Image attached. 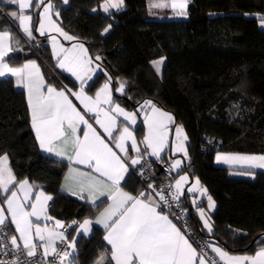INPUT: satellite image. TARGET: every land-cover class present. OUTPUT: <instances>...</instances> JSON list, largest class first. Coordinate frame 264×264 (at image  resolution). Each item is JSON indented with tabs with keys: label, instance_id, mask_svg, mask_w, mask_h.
I'll return each mask as SVG.
<instances>
[{
	"label": "trees",
	"instance_id": "1",
	"mask_svg": "<svg viewBox=\"0 0 264 264\" xmlns=\"http://www.w3.org/2000/svg\"><path fill=\"white\" fill-rule=\"evenodd\" d=\"M50 1L59 12L60 26L103 67L88 90L108 79L107 74L115 101L124 108L138 112L144 101L151 100L183 127L188 161L177 173L172 171L170 179L182 171L197 177L215 203L209 233L186 194L180 197L196 235L233 253H252L262 246L257 241L264 237V170L237 176L213 159L216 152L264 154V28L259 19L264 16V0H189L187 16L163 19L148 16L146 0H124L122 10L109 13L101 9L104 0ZM0 10V29L11 32L12 47L17 49L7 61L17 66L35 59L48 82L75 87L52 59L47 35L27 38L10 15L15 8L0 2ZM39 10L32 7L34 24ZM157 60L163 61L160 72L153 66ZM119 79L125 85L122 93L115 91ZM136 129L139 142L141 121ZM139 145L143 152L145 146ZM5 154L18 181L37 183L52 196L51 216L77 223L94 217L102 206L60 189L64 164L39 151L24 92L11 78L0 79V155ZM144 159L159 175L160 163ZM160 160L167 162V156ZM140 169L141 165L129 171L121 184L124 189L135 194L147 191ZM205 200L198 206H205ZM6 229L11 234L10 227ZM75 247L77 264H93L108 249L96 227L87 237L79 235Z\"/></svg>",
	"mask_w": 264,
	"mask_h": 264
},
{
	"label": "snow or ice",
	"instance_id": "2",
	"mask_svg": "<svg viewBox=\"0 0 264 264\" xmlns=\"http://www.w3.org/2000/svg\"><path fill=\"white\" fill-rule=\"evenodd\" d=\"M6 2L18 6V10H12L10 15L19 21L20 28L29 38H34L35 28L41 35L46 31H55L65 39H74L52 19L54 5L50 0L47 3L46 0ZM188 2L189 0H149V8H170L178 16H187ZM64 3L67 4L68 0H64ZM123 3L124 0H105L101 7L107 13L109 9H120ZM41 6L43 11L38 13L36 27L32 15L26 14L25 10L30 7L40 9ZM55 15L59 16V12H55ZM259 19L264 25V16ZM104 31L107 32L108 28ZM51 40L59 67L81 81L80 90L70 94L80 102L83 111L69 99L66 90H58L45 83L35 61L12 66L5 59L10 52L17 50L12 47L13 36L8 30L0 31V77H15L17 85L27 89L31 126L40 148L69 161L65 191L80 199H90L93 205H96L100 197H106L110 201L95 220L96 224L103 225L106 230L104 239L110 245V249L101 254L96 264H264V246L254 255H230L221 247L206 241L203 245L199 244L184 224L178 226L173 222L170 217L179 221L185 214L182 211L180 215H176L171 209L173 202L176 207H180V196L183 195V185L188 182V176L181 175L174 185L170 183L167 186V190L163 187L157 189L153 184L147 186L151 191H141L138 195L123 190L121 181L129 168L140 165L145 156L161 159V153L168 146L169 125L174 123V118L157 108L151 100L144 101L140 110L144 112L143 123L147 132L138 142L134 135L137 129L133 128L137 123V114L126 112L113 100L111 78L96 92L95 97L85 93L84 86L86 80L91 79L89 73L93 69L89 67L92 61L87 57V50L83 45L77 43L71 49L60 45L58 50L57 38L51 36ZM96 59L99 60L100 57L97 56ZM162 62H153L157 72L160 71ZM124 86L121 82L116 90L123 92ZM86 114H94L89 119L94 120L102 132L86 119ZM121 116L123 121L119 122L118 127V118ZM117 131L118 135H114ZM175 135V151L183 152L186 156L184 141L187 136L182 126L176 127ZM128 141H131V149L136 154L134 157L129 155ZM138 143L145 146L143 152ZM217 160L247 168H264V155H218ZM73 164L84 165L88 171L72 167ZM180 164V160L173 161L170 170L178 169ZM197 185L199 180L188 188V192L197 191ZM34 187L27 179L18 181L9 166L8 156L0 155V256H7L9 252L15 256L10 261L0 259V264H24L18 254L23 251L27 258H34L39 249H42L43 260L28 259L27 264H74L75 240L68 241L65 236L66 226L60 220H55L49 227L48 222L54 219L48 215V201L52 200V196L43 191L34 193ZM199 191L201 195L207 193L206 189L201 188ZM207 200L208 208L212 209V197L208 195ZM192 202L197 205L195 199ZM197 210L204 227L211 233L213 229L210 217L205 218L203 207L197 205ZM9 223L15 226L14 234H10V230L5 231ZM92 223V220L85 219L79 224V229L88 233ZM58 242L64 248H59ZM194 243L197 247L193 246ZM257 243L264 245V237ZM205 247L211 248L219 259L210 257ZM48 257L52 259L49 260Z\"/></svg>",
	"mask_w": 264,
	"mask_h": 264
},
{
	"label": "crops",
	"instance_id": "3",
	"mask_svg": "<svg viewBox=\"0 0 264 264\" xmlns=\"http://www.w3.org/2000/svg\"><path fill=\"white\" fill-rule=\"evenodd\" d=\"M0 2H1V3L8 4V3L6 2V0H0ZM47 2H48V0H46V3H47ZM50 2H51V1H50ZM104 2H105V0L103 1V4H104ZM154 2H156V0H154ZM51 3H52V2H51ZM62 3L64 4V0H62ZM52 4H53V3H52ZM8 5H11V4H8ZM11 6H13V7L15 8V10H18V6H17V5H11ZM123 8H124V3H123V6H122L120 9H109V12H118V11L122 10ZM101 9H102V11L104 12V10H103L102 7H101ZM31 10H32V7L26 9L25 12H26V14H30V15H32V17H33V23H34V16H33V13L31 12ZM146 10H147V14H148V16H149L150 18H152V19H163V18H171V17L178 16V15H176V14H175L170 8H164V9H160V8H151V9H150V8H149V0H146ZM42 11H43V6H41L39 12H42ZM39 12H38V13H39ZM55 12H56V11L54 10L53 15H52V19H53L54 21H56V23L60 26V24L58 23V21H57V19H56ZM109 12H107V13H109ZM14 20L16 21L19 30L24 34V36H26L27 38H29V37H28V36L22 31V29L20 28V26H19V21L16 20L15 18H14ZM260 23H261V22H260ZM35 25H36V27H38V19L36 20V24H35ZM60 27H61V26H60ZM61 28H62V27H61ZM5 30H7V29H0V31H5ZM63 30H64V29H63ZM64 32H66V31L64 30ZM35 33L38 34V35H41L38 31L35 30V28H33V36H34ZM66 33H68V32H66ZM44 35H47V38H48V44H49L48 46H49L50 54H51L52 59L54 60V62H55V64H56V66H57L61 71H63L66 75H68L72 80H74V82L76 83V86H75V87H68V86H64V85H60V84H55L54 82H48L47 79H46L45 76H44V73H43V71H42V69H41V66H40L39 62H38L37 60H35V59L26 60V61H24L22 64L27 63V62H30V61H35V63H36V64L39 66V68H40V72H41V74L43 75V78H44V80H45V83H46V84H51L53 87L57 88L58 90H66V94L69 95V99H71V100L73 101V103H74L75 105H77L78 109H80L81 111H83V106L80 105V102H79L74 96H72V95L70 94L71 92H78V91L80 90V84H81V81L77 80L76 77L73 76V75H72L70 72H68L66 69L59 67V64H58L57 58H56V56H54V54H53V45H52L51 36H55V37L57 38V41L59 42V43H58V46H57V47H58V50H59V46H60V45H62L63 48H65V49H71L72 46H73L74 44L79 43V44H82L83 47H84V49L87 50L86 46H85L83 43H80V42L75 41L74 39H72V40L65 39L64 36L60 35L59 33L55 32V31H46ZM68 35H69V36H72V35L69 34V33H68ZM72 37H73V36H72ZM76 51H79V50H76ZM10 53H11V52H10ZM10 53H9V54H10ZM87 57L91 59V57L89 56L88 50H87ZM6 58H7V57H6ZM6 58H5V59H6ZM6 60H7V59H6ZM91 61H92V63H91V65H90L89 67H90L91 69H93V71H91V72L89 73V75H91V79H90V80H86V83H85V86H84V91H85V93H86L87 95L92 96V97H95L96 92H98V91L103 87V85H104L106 82L109 81V76L105 73L106 76L108 77V79L104 80L99 86H97V87L94 88L93 90H88V85H89L90 81L93 79V77H94L98 72H100L101 70H103V67H102L97 61H94V60H92V59H91ZM22 64H20V65H22ZM20 65H17V66H20ZM2 78H11V79L13 80L15 87H16L17 89H20V90H22V91L24 92V95H25V98H26V102H27V105H28V92H27V89H26L25 87H23L22 85H17V83H16V78H15V77H12V76L8 75V76H6V77H0V79H2ZM118 85H119V82H118ZM118 87H119V86H116V87H115V91L118 92V93H122V92H119V91L116 90ZM124 87H125V86H124ZM110 88H111V91H112V98H113V100L115 101V98H114V88H113L112 81H111V84H110ZM123 90H124V89H123ZM115 102L118 103L117 101H115ZM143 103H144V102H143ZM143 103H142V104H143ZM118 104H119V103H118ZM119 105H120V107L124 108L121 104H119ZM105 107H107V106H105ZM157 108H158V107H157ZM159 109H160V108H159ZM124 110H125L126 112H133V113H136V114H137V123H136V125L133 126V128L136 129L137 126H138V124H139V122L141 121V122H142V125H143V136H144V135L146 134V132H147V127H146V125L143 123V120H144V112H142L141 110L138 111V112H135V111H132V110H128V109H126V108H124ZM160 110H162V109H160ZM162 111L167 112V111H165V110H162ZM28 112H29V117H30V127H31V130H32V132H33V134H34V137H35V139H36L35 131L33 130L32 126H31V112H30L29 106H28ZM167 113H169V112H167ZM169 114H170V113H169ZM93 115H94V114H86V119H89V118H90L91 116H93ZM170 115H171V114H170ZM171 116H172V115H171ZM122 121H123V117L121 116V117L118 118V127L120 126V123H119V122H122ZM89 122L92 123L93 126L96 127L98 131H101V132H102V129H99V126L95 124V121H94V120L89 119ZM175 125H176V122L170 124V125H169V128L172 129L173 127H175ZM81 127H83V126H81ZM171 132H172V130L170 131V133H171ZM81 135H82V133H81ZM114 135H118V131H117L116 133H114ZM134 135H135V137H136V133H135V131H134ZM136 139H137V141H138V138H137V137H136ZM170 139H171V136H170V138L168 139V146H167V147L164 149V151L161 153V157H162V155H166V156H167V163L169 164V166L172 165V163H173V162L171 161V158H173V157H172L171 152H170ZM36 143H37L38 149H39V151H40L41 153H43V154H45V155H47V156H49V157L55 159L56 161H58V162L64 164V171H63V176H62V180H61V183H60V189H61L63 192H65V193L71 195L69 192L65 191V187H64V186H65V183H66L65 178L68 176V173H69V161L67 160V158H65V157H61V156H58V155H56L55 153H50V152H46V151H44L43 149L40 148V146H39V142H38L37 139H36ZM110 146H113V148H114V145L110 144ZM138 146H139V148L141 149L139 143H138ZM127 147H128V149H129V155H131V156L134 157L136 154H135V152L131 149V141H128V142H127ZM114 150L117 151V152L119 153V150H118V149H115V148H114ZM148 151H150V150H148ZM141 152H142V149H141ZM218 155L223 156V155H264V154L237 153V152H216L215 155H214V159H213V162H214L215 165H217V166H224V167L230 168V169L233 170V174H234V175H237V176H245V177H248V176H251V175L249 174V171H251V170H264V168H247L246 166H242V165H240V164H228V163H225L223 160L218 161V160H217V156H218ZM147 157H148V158H151V159H154V160H157V161L160 160V159H157L156 157H152V156H145L144 158H147ZM176 157H177V156H176ZM181 160H182V165L180 164L181 167L179 168V170H181V169L184 167L185 163H187V161H188L187 156L183 157ZM9 166H10V163H9ZM138 166H139V165L135 166V168H137ZM10 167H11V166H10ZM72 167L79 168V169H81V170H83V171H88V169H87L84 165H76V164H73ZM170 167H171V166H170ZM135 168H129L128 172L125 173V175H124V179H125L126 176L128 175L129 171L132 170V169H135ZM179 170H177L176 173H177ZM12 171H13V170H12ZM172 171H174V170H172ZM184 172H185V171H182L181 173H179L178 175H176V176L174 177V179L177 178V177H180L181 175H183L182 173H184ZM189 177H190V175H189ZM190 178H191V182H192V181H193V180H192L193 177H190ZM23 180H24V179H23ZM28 181H29V180H28ZM122 182H123V180L121 181V184H122ZM29 183L35 186L34 189H33V192H34V193L37 192V191H43L46 195H50V194H48L47 192L44 191V189L42 188L41 185H39V184H37V183L30 182V181H29ZM121 187H122V185H121ZM122 188H123V187H122ZM201 188L204 189V187H201ZM123 190L126 191V192H128V193H130V194H132V195H138V194H139V193H136V194H135V193H132V192H130V191L124 189V188H123ZM186 190H187V189L184 190L183 195L186 194L187 198H188L189 201H190V197H191V195H190L189 192L187 193ZM85 195H86V194H85ZM194 195H196V194H194ZM50 196H51V195H50ZM71 196H73V195H71ZM74 197L80 199L78 196H74ZM204 197H205V199H206V200H205V206H206V204H207V202H208V200H207V194H206V195H202V197H201L200 199H196V202L198 201V203H199L200 200H201L202 198H204ZM80 200H82V201H84V202H86V203H89V204H92V205H93V203L91 202L90 199H80ZM101 200H103V201H105V202H104V203H101V202H100ZM50 201H51V200H50ZM50 201H48V209H49V203H50ZM98 203H101L102 206L100 207L99 211L97 212V214H96L94 217H92V218H91V217H85V218L79 220L77 223H73V222H72V223H67V222H65L64 220L60 219V218H56V217L51 216V215L49 214V212H48V215H50L51 217L54 218L52 221H49V222H48L49 227H51V226L54 224V221H55V220H60V221L66 226V228H68V231H65V236L67 237L68 241L75 240V242H76V239H77V237H78L79 235H84V236L87 237V236H89V235L92 233V230H93L94 227L99 228L100 230H102V239H103V241H104V243H105V246L108 247V249H110V245H108L107 241L104 239V236L106 235V230L104 229L103 225H101V224H96V223H95V220H96V218L98 217L99 213H100L101 211H103V209L106 208V207L108 206V203H110V201H107V198H106V197H100V199L96 201V204H98ZM189 203H190L191 206L193 207V202L190 201ZM214 204H215V203H214ZM5 207H6V206H5ZM199 207H202V206H199ZM214 208H215V206H214ZM213 210H214V209L212 208V211H213ZM193 211H194V213L197 214L198 219H199V221L201 222V225H202V227H203V224H202V221H201V218H200L199 212H198V210H197V207H196V208L193 207ZM212 211H210V213H211ZM85 219H89V220H92V221H93V223L90 225V231H89L88 233H84L82 230L79 229V224L82 223ZM41 222L43 223V221H41ZM68 225H71V226L68 227ZM8 226H9L10 229H11V234H14V233H15V226H14V225H11L10 223H9ZM71 228H73L72 231H71ZM203 229H204L205 231L208 232V230H207L206 228L203 227ZM59 230L63 231L64 229H59ZM16 235H18V234H16ZM207 243L212 244V245H214V246H219V245H217L216 243L211 242V241H210V242H207ZM193 246L196 247L194 244H193ZM262 246H264V245H262ZM219 247H220V246H219ZM260 247H261V246H260ZM260 247H258V248H257L254 252H252V253H251V252H239V253H233V252H229V251L223 249L222 247H221V248H222L224 251H227L230 255H254L255 252H256ZM209 250L211 251V248H209ZM38 251L42 252V249H39ZM68 251L71 252L72 249H68ZM75 252H76V247H75V251H74V253H73V256H74ZM211 252H212V251H211ZM101 254H103V253L101 252ZM101 254L96 258V260L94 261L93 264H96V261H97V259L101 256ZM212 254L216 256L215 253L212 252ZM216 257H217V256H216ZM217 258H218V257H217ZM218 259H219V258H218ZM221 263H222V262H221ZM113 264H114V262H113Z\"/></svg>",
	"mask_w": 264,
	"mask_h": 264
},
{
	"label": "built area",
	"instance_id": "4",
	"mask_svg": "<svg viewBox=\"0 0 264 264\" xmlns=\"http://www.w3.org/2000/svg\"><path fill=\"white\" fill-rule=\"evenodd\" d=\"M158 162L160 163V170H159L160 174L159 175H156L154 169L151 166L150 161L143 159L142 163L140 164L141 169H143L142 180L144 182V188L147 191H151V189H149L147 187L149 184H153L157 189L163 187V188H165V190H167V186L170 183L173 184V180L170 179V177L172 175V170H170L171 167L169 166V164L166 161H162V160H158ZM179 204H180V207H176L175 203L173 202V207L171 209L172 213H174L176 215H180L181 212L183 211L185 214L181 216L179 221H177L174 217H170V218H173V222L177 223L178 226H180L181 224H184L187 231L196 237V240L199 242V244L203 245L205 243V241L200 239L196 235L194 230L189 226L186 209L182 207V203L180 202V200H179ZM165 211H167V209H165ZM183 230H184V228H182V231ZM5 231L8 232V230L6 228H5ZM66 231H68V228H66ZM5 239L7 240L8 237H5ZM194 245H196V247H197L196 243H194ZM58 247L64 248V245L59 244V242H58ZM198 251H199V248H198ZM205 251L208 253V255L210 257H216L215 255L212 254V252L209 250V248L205 247ZM41 253L42 252L38 251L37 256L34 258H27L24 255L23 251H21L18 255H19L20 260L24 261V264H27L28 259H34L37 261H42L43 258L41 256ZM14 258H15V256L11 252H9V255H7V256H0V259H4L5 261H10L11 259H14ZM47 259L51 260L52 258L48 257ZM216 259L218 260L217 257H216ZM74 264H77V263H74ZM220 264H222V263L220 262Z\"/></svg>",
	"mask_w": 264,
	"mask_h": 264
},
{
	"label": "rangeland",
	"instance_id": "5",
	"mask_svg": "<svg viewBox=\"0 0 264 264\" xmlns=\"http://www.w3.org/2000/svg\"><path fill=\"white\" fill-rule=\"evenodd\" d=\"M261 22V21H260ZM260 28H264L263 26L264 25H262L261 23H260ZM157 61H159V60H157ZM160 69H161V66H160ZM160 72V71H159ZM118 82H119V85H120V83L121 82H123L124 83V81L122 80V79H119L118 80ZM118 85V86H119ZM173 117V116H172ZM174 123H175V120H174ZM177 126H181L179 123H176V125H175V127H173L172 129H170L169 128V135H168V139L170 138V136H171V139H170V152H171V155H172V157L173 158H171V161L173 162V161H175V160H180L181 161V165H182V158L183 157H185V155H184V153L183 152H176L175 151V147H174V145H175V142H176V135H175V129H176V127ZM183 128V127H182ZM172 130V132L170 133V131ZM183 132H184V129H183ZM184 134H185V132H184ZM184 146H185V148H186V140L184 141ZM177 156V157H176ZM171 166V165H170ZM181 167V166H180ZM179 167V168H180ZM179 168L178 169H175L174 170V172H176L177 170H179ZM183 175H186V176H188V182L186 183V184H184L183 185V193H184V190L185 189H187L186 191H187V193H188V188L189 187H192L194 184H195V182H196V180H199L197 177H193V181L191 182V178L189 177V174L187 173V172H184V173H182ZM177 179H179V177H177V178H175V179H173V185H174V183H175V180H177ZM201 187H204V186H202L201 185V183H200V181H199V185H197V191H195V192H189L190 193V195H191V197H190V201H193V199H200L201 197H202V195H201V193H200V191H199V189H201ZM203 189V188H202ZM205 189V188H204ZM194 194H196V195H194ZM180 197H182V195L180 196ZM214 202V201H213ZM199 203H198V201H197V205H198ZM197 205H193V207L194 208H196L197 207ZM214 206H215V204H214ZM204 209H205V213H206V215H205V218H209L210 217V211H212V209H209L208 208V202H207V204H206V206H202ZM213 209H214V207H213ZM201 221H202V224H203V227H204V222H203V220L201 219ZM209 222H210V224H211V221L209 220ZM205 228V227H204ZM207 229V228H206Z\"/></svg>",
	"mask_w": 264,
	"mask_h": 264
},
{
	"label": "water",
	"instance_id": "6",
	"mask_svg": "<svg viewBox=\"0 0 264 264\" xmlns=\"http://www.w3.org/2000/svg\"><path fill=\"white\" fill-rule=\"evenodd\" d=\"M80 211V208L77 209L76 213H75V216L77 217L78 216V213Z\"/></svg>",
	"mask_w": 264,
	"mask_h": 264
}]
</instances>
